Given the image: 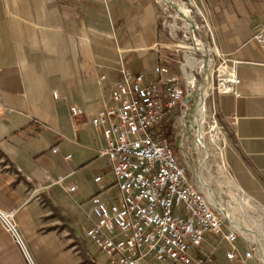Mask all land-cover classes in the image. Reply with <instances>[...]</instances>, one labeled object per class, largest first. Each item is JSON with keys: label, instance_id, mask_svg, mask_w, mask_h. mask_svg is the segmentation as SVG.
Masks as SVG:
<instances>
[{"label": "crops", "instance_id": "1", "mask_svg": "<svg viewBox=\"0 0 264 264\" xmlns=\"http://www.w3.org/2000/svg\"><path fill=\"white\" fill-rule=\"evenodd\" d=\"M220 1L218 17L228 24L214 26V52L235 62L240 85L237 97L217 96L215 109L231 129L233 178L264 212V44L254 38L264 0ZM158 23L154 0H0V208L15 211L36 264H108L81 232L90 227V198L101 193L95 182L91 193L85 172L91 162L107 170L106 141L91 119L113 106L122 67L152 76L151 64L162 58ZM72 106L84 116L72 120ZM67 176L73 193L48 181ZM250 228L257 237L239 232L235 261L221 237L207 238L205 264H264V236ZM0 264L26 263L10 243Z\"/></svg>", "mask_w": 264, "mask_h": 264}, {"label": "built area", "instance_id": "2", "mask_svg": "<svg viewBox=\"0 0 264 264\" xmlns=\"http://www.w3.org/2000/svg\"><path fill=\"white\" fill-rule=\"evenodd\" d=\"M255 31V40L264 44V26H256ZM211 61L216 87L212 82L209 95L239 96L235 62L226 65L223 61L215 70ZM158 62L151 77L122 67L120 80L109 94L113 106L98 111L91 119L106 141L100 158L112 174L118 195L117 199L103 197L101 193L108 189L101 177L94 180L101 193L89 200L91 219L86 238L106 256L108 264H205L200 250L208 237H221L229 247L227 259L235 261L239 230L231 223L226 226L223 213L187 177L165 133L166 119L185 106L184 99L194 83L172 73L162 64V58ZM214 110L205 138L210 146L220 149L222 133ZM69 114L76 120L85 112L72 106ZM214 128L219 133L218 147L208 139ZM52 153L67 161L72 159L69 151L53 148ZM68 177L48 181L73 193L75 186H65ZM14 216L15 211L0 208V226L25 263L36 264ZM252 257L250 251L244 255L245 259Z\"/></svg>", "mask_w": 264, "mask_h": 264}, {"label": "rangeland", "instance_id": "3", "mask_svg": "<svg viewBox=\"0 0 264 264\" xmlns=\"http://www.w3.org/2000/svg\"><path fill=\"white\" fill-rule=\"evenodd\" d=\"M154 1L159 11L158 29L161 37L162 64L169 67L172 73L181 75L183 79H186V76L190 73L196 81L187 92V97L184 99L185 106L178 107L168 116L164 123L165 133L171 142L172 150L180 166L185 169L187 177L194 185L200 187L206 193L199 175L202 176L204 181L209 183V187L214 194V200L217 203L221 202L219 203L223 208V213L230 214L237 223L245 225L248 228L255 226L259 230L260 235L264 236V212L233 178L226 160L228 143L232 135L230 127L223 125L217 115L216 120L222 133L220 149L210 146L207 138H205V132L211 125L209 118L214 114L215 100L218 96L216 93L209 95L212 85L207 93L209 97L207 96L205 99L206 110L204 116L206 122L203 124L204 140L206 139L205 142L209 148L210 155L207 157L205 169L200 174V163L204 158V153L196 144L197 136L193 129H195V111L201 94V88L196 83L206 86L203 69L204 53L194 43L192 44L188 28L181 17L170 7L156 0ZM173 1L189 13V19L195 27L196 40L209 48L210 58L214 62L215 70L222 65L223 61H226V65H229L230 61L226 57L220 53H214L216 51L213 36L214 26L222 22L228 24V21H221L218 17L220 16L219 9H221L222 2L220 0ZM222 8L228 15V18H230L231 14L230 10L227 9L228 7L224 4ZM212 51L213 53H211ZM158 63H152L150 71H153ZM211 79L213 86L216 87V73L211 74ZM182 116L186 117V119L182 118ZM208 139L211 144L218 147L219 136L216 143L211 142V134ZM102 166L103 164L101 165V163L94 165V162H91V167L85 172L86 179L91 182V193L95 189L93 188L95 184L94 179L99 176L103 179V185L108 188L107 196L117 199L118 190L114 184L111 172L108 169L105 171ZM229 182L233 183L234 187L240 191V194L232 190ZM241 196H244L243 200H241ZM222 217L226 222V226L229 227L231 225L230 222L225 216L222 215ZM86 229L87 227L81 231L83 237L86 236ZM239 232L243 233L240 230ZM243 234H245L244 236L251 237V234ZM211 239L212 237H208V240ZM10 243L19 252L11 237L0 226V260L8 253ZM91 250L92 252H97V249L93 246H91Z\"/></svg>", "mask_w": 264, "mask_h": 264}, {"label": "bare ground", "instance_id": "4", "mask_svg": "<svg viewBox=\"0 0 264 264\" xmlns=\"http://www.w3.org/2000/svg\"><path fill=\"white\" fill-rule=\"evenodd\" d=\"M178 11H182L183 15L189 19V13L181 8V6L178 5ZM190 25L187 26L186 24V27L188 28V31H192V30H195V27L192 23V21H190ZM191 37V36H190ZM194 45L199 48L200 50L203 51L204 53V59H203V69H204V75H205V84L206 86L200 84V83H196L198 85V87L201 88V94H200V101L196 107V111H195V133H196V136H197V144L198 146L203 150V153H204V158L202 160V162L200 163V174L202 173V170L205 169V164L207 162V157L210 155V151H209V148L207 146V143L205 142L204 140V133H203V124L205 121V99L207 98V93L212 85V79H211V64L209 62V58H210V52L209 51V48L200 43L199 41H197L196 39H194ZM189 62V60H188ZM195 64V63H194ZM191 65V64H190ZM194 66V65H193ZM210 66V67H209ZM187 78L192 81L193 83L196 82L194 77L192 76V74H188L187 75ZM211 134V142L213 143H216L217 141V138L219 136V133L214 129L211 130V132H209ZM223 170V169H222ZM200 177V180H201V183H202V186L204 187V189L206 190V194L207 196L212 200V202L214 203V205L216 206V208L222 212L223 208L221 206V202L217 203L215 200H214V194L213 192L211 191L210 187H209V183H207L206 181H204V179H202V176L199 175ZM227 180V179H226ZM230 184V187L232 188V190H234L237 194H240V191L238 189H236L233 185V183L229 182ZM244 199V196H241V200ZM223 213V212H222ZM223 215L226 217V219L234 226L236 227L238 230L242 231L243 233H247V234H251L252 236L257 237L256 236V232L253 231L252 229L248 228L247 226L245 225H241L239 223H237V221H235L233 219V217L230 215V214H225L223 213ZM250 236V235H249ZM252 238V237H251ZM258 239V238H257ZM254 240V239H252ZM263 251V250H261Z\"/></svg>", "mask_w": 264, "mask_h": 264}, {"label": "water", "instance_id": "5", "mask_svg": "<svg viewBox=\"0 0 264 264\" xmlns=\"http://www.w3.org/2000/svg\"><path fill=\"white\" fill-rule=\"evenodd\" d=\"M157 2L159 3H162L168 7H170L174 12H176V14H178V16L181 17V19L184 21V23L189 26L190 25V19L186 18L182 11H178V4L175 3L173 0H156ZM190 36H191V41H192V44L194 42V39H196V36H195V30H192L189 32ZM209 62L210 64L212 65V61H211V58H209Z\"/></svg>", "mask_w": 264, "mask_h": 264}]
</instances>
